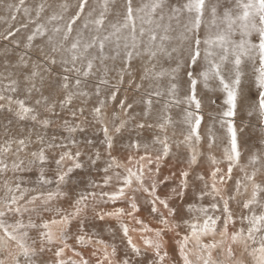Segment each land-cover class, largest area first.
I'll use <instances>...</instances> for the list:
<instances>
[{
	"label": "snow or ice",
	"instance_id": "snow-or-ice-1",
	"mask_svg": "<svg viewBox=\"0 0 264 264\" xmlns=\"http://www.w3.org/2000/svg\"><path fill=\"white\" fill-rule=\"evenodd\" d=\"M0 10V264H264V0Z\"/></svg>",
	"mask_w": 264,
	"mask_h": 264
},
{
	"label": "rangeland",
	"instance_id": "rangeland-1",
	"mask_svg": "<svg viewBox=\"0 0 264 264\" xmlns=\"http://www.w3.org/2000/svg\"><path fill=\"white\" fill-rule=\"evenodd\" d=\"M29 3H32V0H28ZM3 15H6L3 10H0V16H3ZM19 19H22V14L20 17H18V22H19ZM9 23H11L9 21ZM7 27V24L0 20V36H2L5 32V29ZM11 39V38H10ZM7 42L4 41L3 39H0V49H2L4 47V45L6 44ZM6 121L4 120V117L3 115H0V125H2L3 123H5ZM260 136V131H259V128L258 127H255L253 128L252 130V136H251V139H250V143L251 144H254V145H257V140H258V137ZM0 139H2V137H0ZM127 144V140L125 139L122 143H119L117 144L116 146V150L114 151V155H117V156H121L123 157L125 155V152H126V146ZM98 147H101V150L102 149V146L100 145H97ZM100 164L102 165L103 164V161L100 162ZM169 165V166H168ZM166 166V167H165ZM183 165L181 164H177L174 160L173 161H170L169 164L166 163V164H163L161 166V169L165 171V173L167 174L166 176H169L170 173L172 171H176L177 169H179L180 167H182ZM163 167V168H162ZM169 167H172V168H169ZM206 167V165H205ZM166 168V169H165ZM170 171V172H169ZM32 175V178L35 179V173L31 174ZM102 175L101 174H98L96 173L95 170H93L92 172V175L91 176H86L83 172H80L76 177L75 179L79 182L81 180H85V179H99V176ZM83 185H81L82 187ZM175 186V181L174 180H169V181H166L163 185H158V194L161 196H166L168 194H170V190L172 187ZM240 199V197H239ZM175 203H182L181 201H175ZM141 204L143 205V209H142V212L140 213V216L146 220H151V217L148 216V209H147V205L146 203H144V200L143 198L141 197ZM65 207L67 206L66 204L64 205ZM118 206H122V205H118ZM234 207V205L231 204V207ZM111 207V206H110ZM237 207V206H236ZM238 208V207H237ZM98 224V229L99 230H104V238L105 239H109L110 238V232L108 230V225L104 224V222H97ZM108 224L112 225V226H115V221H109ZM152 226L155 227L156 224L155 222L152 223ZM134 234L135 236L137 235L136 233H132ZM171 234H168L166 236V239L170 236ZM168 240L171 242L170 240V237L168 238ZM117 241L119 242V239L117 238ZM119 245V244H118ZM2 254H0V258H1ZM142 259H145V258H142ZM147 259V258H146Z\"/></svg>",
	"mask_w": 264,
	"mask_h": 264
},
{
	"label": "bare ground",
	"instance_id": "bare-ground-1",
	"mask_svg": "<svg viewBox=\"0 0 264 264\" xmlns=\"http://www.w3.org/2000/svg\"><path fill=\"white\" fill-rule=\"evenodd\" d=\"M169 164V163H168ZM169 166V165H168ZM166 167V166H165ZM163 168V167H162ZM169 168H172V167H169ZM166 169V168H165ZM170 172V171H169ZM167 174L165 173V171L164 170H162L161 169V179L164 177V176H166ZM164 183H162V184H159V185H163ZM250 194H251V190H250V186H249V192H248V194H247V196H250ZM139 195V194H138ZM161 195V194H160ZM163 197V196H162ZM241 198V197H240ZM238 199H239V197H238ZM232 205H234V207L232 206V209H233V211L234 212H236L237 214L239 213V211H240V209L239 208H237L236 207V205H235V203H233ZM102 232H103V235H104V230H103V228H102ZM133 235V238H134V241L136 240V236L134 235V234H132ZM172 235V234H171ZM171 235L169 236L170 237V240H171ZM168 237V238H169ZM168 238L166 239V240H168ZM208 239H210V238H208ZM216 239L217 240H219L220 239V237L219 236H217L216 237ZM169 241V240H168ZM169 243H171L170 241H169ZM117 244H119V242L117 241ZM233 248H234V251L236 252V257H237V259L239 260V259H244V260H248L249 258H247L246 256H244V257H242L241 256V250H240V248H239V246H233ZM169 251L171 252V247H169ZM193 251L195 252V249H193ZM218 251V250H217ZM217 251H214L213 252V258L214 259H227V257L225 256V255H220V256H218L217 255ZM85 255H87V253H85ZM1 258H3L2 256H1ZM146 259V258H145ZM193 259H195V257L193 256ZM6 264H7V261H6Z\"/></svg>",
	"mask_w": 264,
	"mask_h": 264
}]
</instances>
